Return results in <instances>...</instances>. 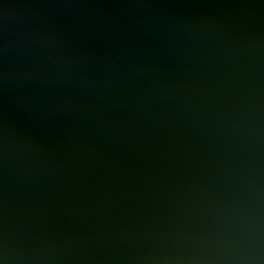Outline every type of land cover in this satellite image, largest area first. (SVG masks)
<instances>
[{"label": "water", "instance_id": "obj_1", "mask_svg": "<svg viewBox=\"0 0 264 264\" xmlns=\"http://www.w3.org/2000/svg\"><path fill=\"white\" fill-rule=\"evenodd\" d=\"M0 236L264 264V0H0Z\"/></svg>", "mask_w": 264, "mask_h": 264}, {"label": "clouds", "instance_id": "obj_2", "mask_svg": "<svg viewBox=\"0 0 264 264\" xmlns=\"http://www.w3.org/2000/svg\"><path fill=\"white\" fill-rule=\"evenodd\" d=\"M3 75L5 80L9 78L6 70ZM0 264H18L16 258L10 254L6 236H0Z\"/></svg>", "mask_w": 264, "mask_h": 264}]
</instances>
